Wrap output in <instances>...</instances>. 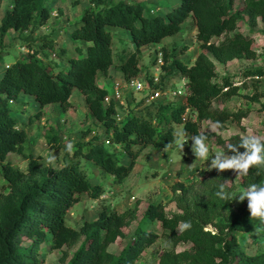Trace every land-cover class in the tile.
Wrapping results in <instances>:
<instances>
[{
    "label": "trees",
    "instance_id": "16d2710c",
    "mask_svg": "<svg viewBox=\"0 0 264 264\" xmlns=\"http://www.w3.org/2000/svg\"><path fill=\"white\" fill-rule=\"evenodd\" d=\"M91 1L90 8L84 11L71 32L75 42L84 41L83 47L76 46L81 56L69 58L68 66L58 70H55L58 64H46L40 54L64 58L67 48L54 38L34 37L52 18L53 11L45 0H13L1 19V43L13 31L28 33L26 47L34 53L16 58L0 79V174L4 180L0 191V264H44L38 258L42 244L50 242L52 249L64 251L82 237L84 241L69 264H135L161 237L151 229L152 222H159L163 234L174 244L191 245L189 250L173 256V264H264V251L250 256L241 251L239 243V234L256 229L264 234V139L240 135L229 140L218 137V142L224 145L225 156L262 178L258 187L261 198L245 217H242L244 209L236 214L239 209L228 201L233 188L226 183V170L220 168L189 186L185 183L173 186L179 212L169 215L163 203H150L133 241L120 255L110 252L109 247L125 237V228L136 209L120 213L105 208L95 220L85 221L80 229L69 225V213L82 197L89 195L97 199L104 190L91 182L80 160L55 168L42 165L41 158L28 151V126L15 115L13 107L23 101V95L32 96L42 108L60 104L69 109L73 107V91L78 89L85 97L90 116L103 125L109 141L113 146H120L130 162L122 164L114 151L98 143L99 138L94 143L77 145L74 155L91 161L122 183L132 174L145 149H167L175 142L174 131L159 129L157 119L184 125L186 136L204 143L217 134L201 132V122H213L222 132L227 129V121L240 122L247 117L249 110L232 111L214 106L215 100L232 97L238 89L229 79L215 81L217 65L211 55L222 64L256 56L251 37L238 31L237 14L233 12L236 0H180L179 5L157 15L149 14L145 3L140 1ZM244 2L245 11L264 22V0ZM189 19L195 22L201 49L195 63L189 65L175 58L169 65L170 55L167 49L162 50L165 71L176 69L187 79V103L198 113V121L183 122L186 106L182 104L154 103L145 112L129 113L119 122L116 115L121 109L114 101L104 103L108 88L99 83L100 75L109 74L115 67L126 78L139 77L142 48L180 34ZM116 27L127 29L136 45V50L127 57L125 50L115 54L112 28ZM257 75L264 76V70H258ZM42 108L36 112L37 117H41ZM47 140L53 149L62 147L53 128ZM12 154L28 162L25 170L13 163ZM180 189L184 194L178 196ZM209 225L215 230L208 229ZM23 238L33 240V244L24 247ZM64 253L62 263L67 256Z\"/></svg>",
    "mask_w": 264,
    "mask_h": 264
},
{
    "label": "rangeland",
    "instance_id": "374dc122",
    "mask_svg": "<svg viewBox=\"0 0 264 264\" xmlns=\"http://www.w3.org/2000/svg\"><path fill=\"white\" fill-rule=\"evenodd\" d=\"M118 1V0H117ZM144 2L147 12L151 15L165 14L174 6L180 4V0H129ZM46 4L57 12V16L52 17L49 26L40 28L34 35L35 39L48 36L56 39L59 45L68 49L64 58H58L60 63L66 67L69 58L79 57L75 41L71 37V32L78 22H80L84 11L90 8L91 0H45ZM13 0H0V26L1 19L8 8H11ZM244 0H236L233 12L237 14L238 31L249 35L253 40V48L256 53L254 59H235V64H222L211 55L217 68L215 81L229 79L233 87L238 89L236 95L232 97L222 96L215 100L216 108H228L232 111L249 110L248 116L240 122L233 120L227 121V129L219 131L216 124L210 121L200 123L201 132L216 133L217 136L204 143L195 142L190 136L184 134V125L176 122H168L164 119H157L156 126L161 130L172 129L176 135V140L167 149L149 147L145 149L138 161L132 174L125 181L120 183L118 180L91 161L82 156L75 157V147L79 144H88L97 141L102 145H107L109 139L103 125L97 122L90 112H80L78 106L71 109L47 108L48 106L59 105L50 104L44 108L35 101L32 96L23 95L21 100L13 105L15 115L28 126V151L35 157L41 158L42 165H52L55 168L61 167L66 163L80 160V163L91 182L100 185L104 193L101 197L94 199L89 195H84L81 202L69 213L68 223L75 229H80L85 221L95 220L99 213L107 208L113 212H124L127 209H136L129 226L125 228V237L118 239L117 242L109 247V251L120 255L129 242L133 241L136 230L143 220L145 212L150 203H163L166 212L171 215L179 212L177 206V196H174L173 186L176 183L191 185L209 177L213 172L220 168L226 170V183L232 187V192L228 196V201L233 208L239 209L236 214L244 209L242 217L251 211L255 202L261 198L258 187L261 177L258 174L249 173L238 163L232 162L225 156L224 145L218 142V137L229 140L236 135L249 138L264 139V76H258L257 71L264 70V22L261 17L252 18L245 11ZM48 30H45L47 29ZM113 34L116 36L114 50L119 53L125 50V56H129L136 50L130 32L123 28H114ZM26 34L11 32L1 43L0 37V79L6 67L12 64L16 58L26 54L25 49L27 40ZM167 42L159 46L149 45L142 48L140 77L150 81L154 70V55L158 48L167 49L170 55V63L178 58L188 64L193 62L194 57L199 54L200 42L196 35L195 22L189 19L184 25L180 34L167 38ZM78 43L84 41L79 40ZM84 44V43H83ZM83 44L80 47H83ZM37 47V43H35ZM57 57V56H56ZM118 70L113 73L101 75V79L107 80L104 87L109 90L111 82L116 78ZM106 78V79H105ZM182 76L179 71L171 70L165 72L163 81L167 87L180 86ZM167 79V80H166ZM76 93L81 94L78 89ZM83 96V95H82ZM126 106L121 109L122 116L129 113L141 114L146 111L147 106L144 102V94L128 92L126 94ZM29 100H25V98ZM76 97V96H75ZM75 99V98H74ZM181 104V100L170 102L167 105ZM59 107V106H58ZM76 107V108H75ZM42 108L41 117L36 116ZM86 108H88L86 106ZM156 110L152 113L155 115ZM33 119L30 122V119ZM55 129L61 139L62 147L53 149L48 144V133ZM120 158L122 164H129L130 158L125 154L120 146L107 145ZM10 159L13 163L25 170L28 162L21 156L12 154ZM253 181V183H252ZM4 180L0 174V191ZM184 194L180 189L178 196ZM192 198L193 195L189 194ZM151 229L158 232L161 237L157 242L148 247L135 264H173V256L181 251L189 250L191 245L186 243L174 244L166 235L159 222H152ZM208 229L215 230L213 225ZM240 249L242 252L255 256L264 251V234L258 229L246 234H239ZM84 241L82 237L76 244L66 247L67 253L65 263L61 262L64 251L54 250L50 242H46L39 247L38 258L44 264H69L70 260ZM33 240L23 238V246H31ZM180 264H192L191 262H181Z\"/></svg>",
    "mask_w": 264,
    "mask_h": 264
},
{
    "label": "built area",
    "instance_id": "2783aa9c",
    "mask_svg": "<svg viewBox=\"0 0 264 264\" xmlns=\"http://www.w3.org/2000/svg\"><path fill=\"white\" fill-rule=\"evenodd\" d=\"M57 16V12H52V17ZM26 54L34 53L33 50L26 47ZM55 57V55H53ZM154 70L151 74L150 81L145 80L142 77L126 78L122 74L113 79L111 83L112 90L108 89V95L106 96L104 103L110 104L112 101L116 103L119 109H123L126 106V94L128 92H134L137 94H144V102L149 105L154 103L168 104L177 100H181V104L186 106L185 112L182 115L183 122L188 121L197 122L199 117L198 113L188 106V90L187 79L182 78V83L177 87H167L163 81V75L165 74V57L162 48H158L154 55ZM167 80V79H166ZM229 87H226V91ZM126 116V115H125ZM125 116L121 113L116 115V119L120 122ZM107 145L112 144L109 139L106 141Z\"/></svg>",
    "mask_w": 264,
    "mask_h": 264
},
{
    "label": "crops",
    "instance_id": "0c3cea01",
    "mask_svg": "<svg viewBox=\"0 0 264 264\" xmlns=\"http://www.w3.org/2000/svg\"><path fill=\"white\" fill-rule=\"evenodd\" d=\"M192 20V19H191ZM49 26V23L47 24V27ZM43 29V28H42ZM113 29L114 28H112V31H113ZM45 30H48V28L47 29H45ZM196 34H197V27H196ZM114 37L116 38V36L114 35ZM130 38H132V37H130ZM169 38V37H168ZM167 38L166 39H164V41H163V43L162 44H164L165 42H167ZM73 44H75V46L77 45V46H80V45H82L83 43L81 42V43H78V42H74ZM154 46H159V45H161V44H153ZM61 46H63V45H61ZM63 47H65V46H63ZM66 48V47H65ZM67 52H68V49H67ZM120 53V52H119ZM115 54H118V53H115ZM40 58L46 63V64H58V66H56V69L55 70H58L59 69V67H63V68H66L67 66H68V64H66V67L65 66H63V63H60L59 62V60H58V57H53V55H50V56H44L43 54H40ZM197 56H198V53H197V55L194 57V59H193V62L191 63V64H189V65H193L194 63H195V60H196V58H197ZM141 59H142V57H141ZM236 61V60H235ZM235 61H232V63L233 64H235ZM188 64V63H187ZM229 64H231V62L229 63ZM140 66H141V64H140ZM141 68H142V66H141ZM114 69H117V68H115V67H113L111 70H110V72L109 73H113L114 72ZM118 70V69H117ZM117 75H121V73L120 72H118V74ZM122 76V75H121ZM106 79V78H105ZM104 80L103 79H101V75H100V78H99V83L101 84V86L102 87H104V85L103 84H106L107 83V80H105V82H103ZM112 83V82H111ZM104 88H107V87H104ZM76 96V97H75ZM25 98V100H29V98H26V97H24ZM75 98V99H74ZM23 102V101H22ZM71 102H72V104H73V106H78V110L81 112H84V111H86V112H89V109L88 108H86V102H85V97L84 96H82V93L81 94H79V93H76V91L74 90L73 91V95H72V98H71ZM23 103H25V102H23ZM59 106V107H58ZM49 107H51V108H54V109H60L62 106L59 104V105H53V106H48V107H46L45 109H47V108H49ZM76 108V107H75ZM69 109H71V108H69ZM28 130V129H27Z\"/></svg>",
    "mask_w": 264,
    "mask_h": 264
}]
</instances>
